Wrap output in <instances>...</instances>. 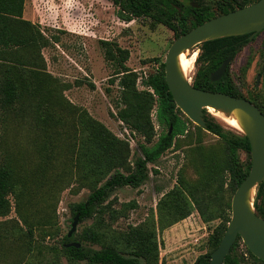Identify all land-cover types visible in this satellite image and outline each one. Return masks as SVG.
Instances as JSON below:
<instances>
[{"label": "rangeland", "instance_id": "1", "mask_svg": "<svg viewBox=\"0 0 264 264\" xmlns=\"http://www.w3.org/2000/svg\"><path fill=\"white\" fill-rule=\"evenodd\" d=\"M179 1L185 5L202 3L218 13L215 0ZM119 13V7L110 0H24L23 18L30 20L49 40L48 45L40 48V56L33 54L31 61L41 70V76L47 77L43 81L50 93L44 103L47 111L41 112L45 123L40 130L33 117L13 120L6 128L8 151L31 174L26 176L27 201L20 204V209L26 210L28 224L19 215L13 195L9 196V212L0 216V264H46L55 258L52 248L62 247V235L69 231L74 217L72 205L87 197L95 180V174L88 170L87 159L94 147L87 141L86 117L97 120L128 143V165L140 154L142 138L130 134L115 116L118 79L114 83L110 79L117 64L104 58L101 40L129 51L125 64L137 74V87L144 89L142 80L164 62L174 32L152 17L126 20ZM195 50L198 54V45ZM195 59L185 72L190 83L197 70ZM228 66L232 80L246 97L261 93L264 90V31L241 47ZM204 111L212 115L207 109ZM152 118L157 134L166 130L158 125L155 110ZM217 121L226 134L243 135L227 123ZM198 127L201 126L191 121L186 132L177 135L172 146L154 163L148 164V177L139 187H118L111 193L112 207L123 209L124 214L115 220L106 217L109 224L102 241L115 243L122 231L142 223L155 231L158 264H197L201 257L200 264L209 262L207 255L212 252L210 238L214 229L231 216L234 192L228 187L227 173L224 174L222 217L204 221L191 206L189 215L165 225L167 220H161L157 208L161 197L176 186L179 175L190 183L200 181L201 157H224L225 142ZM237 156L246 167L249 153L239 149ZM228 201L230 208L226 205ZM129 203L132 206H128ZM215 205L220 211V205ZM93 222V217L78 220L70 237L78 238ZM82 244L92 248L101 246L83 241ZM230 258L235 264H264L247 252L241 238L230 252ZM57 260L59 264H70L61 253Z\"/></svg>", "mask_w": 264, "mask_h": 264}, {"label": "trees", "instance_id": "2", "mask_svg": "<svg viewBox=\"0 0 264 264\" xmlns=\"http://www.w3.org/2000/svg\"><path fill=\"white\" fill-rule=\"evenodd\" d=\"M119 7L121 18L130 20L143 16L152 17L155 22L167 26L174 32V39L197 24L226 13L236 8L248 5L255 0H215L218 13H213L202 3L194 6L183 4L179 0H110ZM24 0H0V216H5L10 210L9 196L16 200L17 211L25 224V208L20 209L28 197L27 179L31 172L24 165L17 163V158L9 152L5 141L6 128L13 120L31 119L37 127L45 123L41 112L46 113V95L50 93L44 86L43 73L32 63L33 54L40 56V48L49 44L40 30L30 20L22 16ZM249 42L247 34L215 38L203 41L198 45L199 52L195 59L197 70L193 80L195 87L222 91L235 96H243L238 86L232 80L227 66L222 77L210 81V74L229 56L234 57L237 51ZM104 58L116 61L111 73L110 82L118 79L119 96L115 101V116L129 130L130 134L139 135L140 154L134 156L131 166L127 163L128 143L111 133L103 124L91 117H86L85 123L87 141L94 147L89 155L88 168L95 174L91 191L87 197L72 205L73 215H79L83 221L94 218V222L85 227L78 238L67 233L62 235L63 245L52 251L55 258L46 264H59L58 253L64 255L70 264H158V244L153 228L139 224L127 231H122L114 242L102 241L109 220H115L123 215V209L112 207L109 197L118 187H139L148 177V164L154 163L169 149L177 135H182L188 129L191 121L176 107L165 81L164 62L142 80L144 89L137 87V74L126 64L129 51L118 45L114 47L108 40H101ZM51 81L53 77L48 75ZM264 114V90L259 94L249 95ZM155 110L159 126L165 131L157 134L153 121ZM29 115V117H28ZM204 127L212 134L219 136L225 142L224 157L217 159L209 155L201 157L202 176L197 183H190L179 175L177 184L166 192L157 204L158 213L165 225L175 223L190 214L194 207L204 221L222 217L223 185L225 173L228 177V187L234 192L240 182L248 174L251 157L246 167L239 162L237 150L242 149L250 155V144L245 135H228L213 115L204 111ZM170 130V131H169ZM88 156V155H87ZM205 156V155H204ZM208 196V197H207ZM219 204L218 211L215 204ZM230 208L229 201L226 202ZM128 206H132L129 203ZM255 211L264 218V184L260 182L256 188L254 199ZM230 218L214 229L210 238L212 251L217 247ZM162 221H160V224ZM57 231V230H56ZM238 236L230 248L232 251ZM83 242L100 243V248H92ZM77 242L79 247L66 246ZM122 243V246L119 243ZM247 252L258 261L247 248ZM230 252L224 258V264H235L230 258ZM211 253V252H210ZM210 257V254L208 255ZM202 260L198 259L197 264Z\"/></svg>", "mask_w": 264, "mask_h": 264}, {"label": "water", "instance_id": "3", "mask_svg": "<svg viewBox=\"0 0 264 264\" xmlns=\"http://www.w3.org/2000/svg\"><path fill=\"white\" fill-rule=\"evenodd\" d=\"M263 29L264 0H256L211 17L179 35L168 47L164 60L167 89L182 113L201 127L205 125V109L208 111V108H212L228 115L233 113L250 144L251 165L248 174L232 195L230 220L217 247L210 253L207 264H224V258L238 236L255 257L264 261V218L254 208L256 188L260 182L264 184V114L245 97L195 87L181 71L178 56L183 51H194L197 45L206 40L243 34H249V39H252ZM232 59V56L224 59L210 74V81L219 80ZM78 218V214L73 217L68 237L76 230ZM70 245L80 246L77 242L66 244Z\"/></svg>", "mask_w": 264, "mask_h": 264}, {"label": "bare ground", "instance_id": "4", "mask_svg": "<svg viewBox=\"0 0 264 264\" xmlns=\"http://www.w3.org/2000/svg\"><path fill=\"white\" fill-rule=\"evenodd\" d=\"M196 56H197V52L195 50L192 52L190 51L189 53L188 51H183L182 53L179 54L178 56L179 67L183 73H185L186 71H188L190 67H192L193 61L196 58ZM208 111L212 113L213 116L217 118V120L219 119L241 131L239 122L233 113L228 115L221 111H215L212 108H208Z\"/></svg>", "mask_w": 264, "mask_h": 264}, {"label": "flooded vegetation", "instance_id": "5", "mask_svg": "<svg viewBox=\"0 0 264 264\" xmlns=\"http://www.w3.org/2000/svg\"><path fill=\"white\" fill-rule=\"evenodd\" d=\"M262 31H264V29L262 30ZM262 31H260V32H262ZM258 35V33L252 38V39H254L256 36ZM247 36H248V39H249V34H247ZM252 39H249V41L250 40H252ZM249 43V42H248ZM244 45H246V44H244ZM243 45V46H244ZM242 46V47H243ZM259 78H260V74L257 76V82H256V85H258V80H259ZM243 94V93H242ZM239 97H245L246 99H248V100H250L248 97H246L244 94H243V96H239ZM251 101V100H250ZM252 102V101H251ZM255 104V103H254ZM256 105V104H255ZM260 109V108H259ZM261 110V109H260ZM257 213V212H256ZM258 214V213H257ZM259 215V214H258ZM260 216V215H259Z\"/></svg>", "mask_w": 264, "mask_h": 264}]
</instances>
